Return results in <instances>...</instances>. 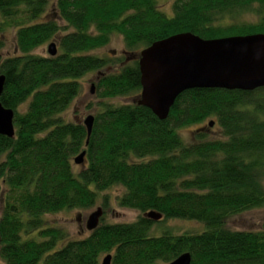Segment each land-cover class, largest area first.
<instances>
[{
  "label": "trees",
  "instance_id": "16d2710c",
  "mask_svg": "<svg viewBox=\"0 0 264 264\" xmlns=\"http://www.w3.org/2000/svg\"><path fill=\"white\" fill-rule=\"evenodd\" d=\"M171 10L160 0H0V50L7 30L15 32L17 49L0 54V101L14 111L15 125L13 137L0 134L3 264H101L107 254L111 264H168L185 252L191 264H264V224L229 225L264 208V87L189 89L165 120L137 99L112 102L140 95L139 54L157 40L181 32L264 33V0H173ZM114 34L136 59L95 53ZM51 41L55 56L34 52ZM91 72L100 101L89 136L84 121L65 115ZM211 118L208 125L216 121L223 137L195 132L185 142L182 129ZM83 151L87 164L75 170ZM113 187L122 189L118 206L139 211L137 220L105 221V191ZM100 196L103 216L86 238L68 239L46 224L45 215L90 209ZM150 211L162 220L199 221L205 230L152 236Z\"/></svg>",
  "mask_w": 264,
  "mask_h": 264
},
{
  "label": "water",
  "instance_id": "95a60500",
  "mask_svg": "<svg viewBox=\"0 0 264 264\" xmlns=\"http://www.w3.org/2000/svg\"><path fill=\"white\" fill-rule=\"evenodd\" d=\"M49 55L55 56V42L48 45ZM142 90L137 103L152 110L165 120L177 97L193 88H221L252 91L264 87V33L203 38L192 32L173 34L153 42L139 54ZM5 76L0 74V96ZM91 92H94L92 87ZM94 115H88L84 124L90 136ZM214 121L210 122V126ZM0 134L15 135L14 111L0 101ZM88 142V140H87ZM86 151L78 154L76 164L85 162ZM103 209L98 207L88 218L87 229L98 227ZM153 220L163 215L156 211L146 214ZM1 250V236H0ZM112 255L107 254L102 264H111ZM168 264H191V255L185 252Z\"/></svg>",
  "mask_w": 264,
  "mask_h": 264
},
{
  "label": "rangeland",
  "instance_id": "374dc122",
  "mask_svg": "<svg viewBox=\"0 0 264 264\" xmlns=\"http://www.w3.org/2000/svg\"><path fill=\"white\" fill-rule=\"evenodd\" d=\"M173 0H160V7L166 12L171 13V5ZM244 18L247 20H253V14H245ZM3 41L5 42L4 47L0 50V54L2 57L12 56L17 53L16 43H15V32L13 30H7ZM53 42V41H51ZM48 42L44 46L39 47L34 52L40 55H49L48 45L51 43ZM101 56H111L113 58H125L127 57V62H131L130 60L136 59L137 55L133 53H128L125 48V44L123 42V38L121 35L114 34L111 38V42L104 48L97 50L95 52ZM118 67L109 68L108 70H115ZM96 80L97 74L95 72H91L87 74L82 82V93L81 95L74 101L71 105L67 114L65 115L66 119H73L77 121L83 122L88 115H95L97 112L98 104L100 98L97 97L96 90ZM92 87L94 88V92H91ZM262 95V91H258ZM263 99V95L260 97ZM138 99L131 97H121L115 100H112L115 104L121 103H130L134 100ZM264 101V100H262ZM25 105V104H23ZM25 107V106H24ZM210 120H215V118L208 119L204 124L194 125L190 127H186L181 130V135L185 142L191 143L194 141L195 132H202L207 135L208 138L217 139L222 136L221 129L219 125L214 123L213 126L208 125ZM83 164H75L74 169L80 170L84 165ZM93 187V186H92ZM110 196L111 199V207L109 210L105 212V221L109 223L114 222H133L137 220L140 212L135 209L123 208L118 206L116 203L117 195L122 193L121 187H113L107 191H105ZM102 197H99L97 204L90 209H74V210H65L56 214H47L45 215L46 224L51 227H60L67 233L68 239H80L86 238L90 235L91 231L87 229V221L89 216L97 210L98 207L102 208ZM3 208V201L0 199V215ZM101 222V221H100ZM264 224V208L255 209L252 211H248L237 215L230 219L229 225L234 229H260ZM173 231L176 234L191 232V233H201L205 230V225L199 221L193 220H182V219H169V220H155V224L153 225V229L150 231L152 236H160L167 231ZM106 255L101 257V261ZM0 263L3 264V261L0 259ZM102 264V263H101ZM166 264V263H159Z\"/></svg>",
  "mask_w": 264,
  "mask_h": 264
}]
</instances>
